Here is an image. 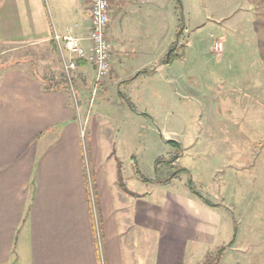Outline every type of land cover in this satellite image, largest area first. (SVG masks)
Wrapping results in <instances>:
<instances>
[{
	"label": "crops",
	"instance_id": "obj_1",
	"mask_svg": "<svg viewBox=\"0 0 264 264\" xmlns=\"http://www.w3.org/2000/svg\"><path fill=\"white\" fill-rule=\"evenodd\" d=\"M120 1H111L109 33L118 31L116 18L122 23L128 17L116 10ZM218 22L254 40L246 69L260 71L264 82V0H238ZM91 26L85 0H0V45L45 43L46 61L63 68L77 59L71 85L14 64L0 71V264H187L190 255L218 240L227 221L225 202L195 189L216 205L206 204L188 187L171 190L168 181L156 182L161 188L151 191L131 189L137 196L126 193L118 184L115 140L96 124V114L76 103L90 95L86 86L99 84L105 93L120 84L127 95L142 76L171 67L162 59L174 42L172 32L163 53L134 74L114 55L111 75L97 83L95 66L55 38H87ZM145 68L151 72L137 75ZM219 79L227 82L224 75ZM129 98L137 113L144 112ZM248 258L264 264L261 256Z\"/></svg>",
	"mask_w": 264,
	"mask_h": 264
},
{
	"label": "rangeland",
	"instance_id": "obj_2",
	"mask_svg": "<svg viewBox=\"0 0 264 264\" xmlns=\"http://www.w3.org/2000/svg\"><path fill=\"white\" fill-rule=\"evenodd\" d=\"M237 1L121 0L116 10L128 17L122 23L116 18L118 31L109 33L111 69L102 80L111 75L114 55L121 56L125 72L134 74L162 54L170 31L184 57L155 76H142L130 90L124 88L143 113L128 107L120 84L105 93L99 91V84L95 92L94 87L86 86L91 91L86 102L82 96L76 100L87 115L96 114V124L115 140L130 189H160L152 180L168 178L173 166L180 165L186 170L168 181L171 190L188 187L225 202L227 221L222 223L218 240L197 255L189 254L187 264L209 263L223 245L226 249L220 264H251V256H261L264 262V82L260 71L246 69L254 40L242 38L237 31L229 33L218 22ZM179 31L182 34L177 38ZM220 40L223 49L219 51L216 43ZM10 48L0 45V71L14 64L74 84L76 68L68 76L60 62L46 61L45 43ZM220 74L226 76V83L221 82ZM180 152L174 163L163 162L156 172L157 160ZM108 167L107 174L111 171ZM234 235L236 248H228ZM193 247L190 244L189 250ZM142 264H149L148 259Z\"/></svg>",
	"mask_w": 264,
	"mask_h": 264
},
{
	"label": "built area",
	"instance_id": "obj_3",
	"mask_svg": "<svg viewBox=\"0 0 264 264\" xmlns=\"http://www.w3.org/2000/svg\"><path fill=\"white\" fill-rule=\"evenodd\" d=\"M91 4L92 26L87 38L74 35H61L56 33L57 41L64 42V45L79 58L91 62L97 71L96 82L104 79L111 69V43L109 40V26L111 21L112 0H85ZM87 39V43H85ZM216 49H223L222 41L216 43ZM65 71L70 73L77 67V59L73 58L65 62ZM70 79V78H69ZM98 86L95 85L94 92ZM84 134V130L82 132Z\"/></svg>",
	"mask_w": 264,
	"mask_h": 264
},
{
	"label": "trees",
	"instance_id": "obj_4",
	"mask_svg": "<svg viewBox=\"0 0 264 264\" xmlns=\"http://www.w3.org/2000/svg\"><path fill=\"white\" fill-rule=\"evenodd\" d=\"M182 34V31L178 32L177 34V38H179ZM180 49V46L178 45V41H175L168 49V52L166 53V55L164 56L163 60H162V63H171L172 61H174L175 59L177 58H183L184 57V52H181L179 53ZM146 72H151L150 69L148 68H145V69H141L137 72V75H140L141 73H146ZM135 76L127 79V80H124V81H128V80H131L133 79ZM120 94H122L125 99L127 100L129 106L134 110L136 111V108L134 107V105L131 103V101L129 100L128 96L125 95L124 93H122L120 91ZM143 113V112H142ZM168 142H170L171 144H176V142L174 140H168ZM181 155V152L179 154H177L175 157L173 158H170V159H159L156 161V165H155V170L156 172L158 173L159 171V166L165 162V163H169V164H172L174 163L177 158ZM135 166L137 168V173H140V168H139V165L137 163V161L135 160ZM122 161L118 158V184L119 186L121 187L122 190H124L126 193L130 194V195H133V196H137L138 193L137 192H134L132 191L126 184V181H125V178H124V175H123V170H122ZM174 168V171L173 173L166 179H162L160 177H157L155 179H153L152 181H156V182H167L169 181L170 179H172L174 176H177L178 174H180L181 172L185 171L186 168L183 167V166H180V165H174L173 166ZM141 177L145 180V181H149L150 179L144 177L143 175H141ZM151 181V180H150ZM191 185V183H190ZM193 192L201 199L203 200L206 204H209V205H216L214 204L213 202H211L210 200H208L206 197H204L202 194H200L198 191L194 190L193 189ZM236 239V235H234V237L232 238V240L229 242V245L234 243ZM226 249V245H223L221 247H219L218 251L216 252L215 256L212 257V259L209 261V263L207 264H219L223 254H224V251Z\"/></svg>",
	"mask_w": 264,
	"mask_h": 264
}]
</instances>
